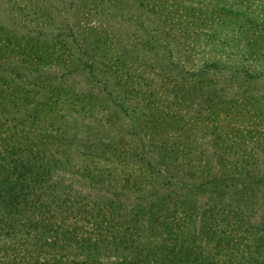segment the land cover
<instances>
[{"label":"rangeland","instance_id":"obj_1","mask_svg":"<svg viewBox=\"0 0 264 264\" xmlns=\"http://www.w3.org/2000/svg\"><path fill=\"white\" fill-rule=\"evenodd\" d=\"M0 28L1 132L58 160L24 206L0 205V264H264V236L238 243L264 225V0H0ZM241 158L260 182L193 187L231 180ZM101 203L112 223L91 254L76 238ZM166 218L171 233L236 235L153 256Z\"/></svg>","mask_w":264,"mask_h":264},{"label":"trees","instance_id":"obj_2","mask_svg":"<svg viewBox=\"0 0 264 264\" xmlns=\"http://www.w3.org/2000/svg\"><path fill=\"white\" fill-rule=\"evenodd\" d=\"M259 35L264 36V33H259ZM258 36H256L254 38V36L251 34L250 39H252V40L256 39L257 40ZM10 38H11V36H9V34H5L3 29L0 28V68L3 67V65H6L4 63H1L2 62L1 58H2V55L4 53H6V51H8V48H9L8 45L10 42ZM207 66H208V64L206 65V67ZM210 66L213 67L214 69H216V68L221 69L222 67H226L225 65L219 64L218 62H212V63H210ZM203 73H204V70H198L195 73V75L201 76ZM244 74L247 76H250V77H256V74H251L249 71L244 72ZM3 81H4L3 77L0 76V105L6 104V102L8 101V99H6V97H9V96H5V94L3 93L5 91V89H4L5 82H3ZM12 90H14V89L12 88ZM208 91L209 92H207V94L204 98L205 100L212 99V96L215 95L214 91H216V90L213 89V91H212V89H210ZM201 94H202V92H201ZM9 95H11L13 98H16V95H18V87L13 91L12 94H9ZM0 120H1V116H0ZM6 128L7 127H5V129ZM1 130H2V123L0 121V205H4L5 204L4 202L8 201V202L13 203V205H19V204L21 205L22 204V206H24V202L29 201L27 199V194L29 195L30 193H33L38 188L36 186H39V188H41L42 184L39 183L40 180L37 176H40V178L42 180L46 181L48 179L46 177L48 174V172H46V170H48V171L52 170V168L55 167V164H57L58 160L52 161V163H53L52 165L50 163V160H46L45 162L44 161L37 162L38 158L32 154V147H30L28 145V142H25L24 144H20V143L18 144L17 142H10L7 140L8 137L5 136L4 130L2 132H1ZM27 139L30 140V138H27ZM30 144H31V142H30ZM185 147H186L185 145L181 146V148H185ZM241 162H242V164L240 162H237V161L233 163L232 167H233V170H235V174L231 176L232 177L231 180H229V177L224 176V172H221L222 174H215L214 173V174H212L211 177H208L207 179H203V180H200L198 182L194 181L193 187L198 189V190H205L209 185H214V186H217L220 184L232 185V184H236L238 182V180H248L249 181L250 179H253V180L256 179V181H258V182H260L262 180V176L257 178V176H253L252 174L250 175V173H249V175L247 173L249 178H246L247 176L244 177L242 175V172H248L249 171L248 169H247V171L245 170L246 166L249 165V162L245 159H242V158H241ZM226 163H228V162L223 163V165L227 166ZM224 168L225 167H222L221 170L224 171ZM210 169L211 168H209V167L207 168V170H210ZM149 170L151 171V173L155 172V168L151 163H150ZM166 177H167L166 181L170 182V180H172L173 177H175V175H173V173H169V174H167ZM242 191L243 190L241 189V192ZM1 197H2V199H1ZM110 202H112V201H110ZM105 203H108V202L105 201L104 204ZM5 206H7V205H5ZM37 206H39V208H37V210H36V211H38L37 214L41 215V217L45 218L47 210L42 209L41 206L47 207L48 205L42 201ZM101 206H103L102 203L97 206L98 209L95 210V212L89 211V213H88L89 215L94 217L95 225H96L95 230H93V232L90 231L89 234L87 233V235L76 238L77 239L76 241H78L80 244H82V246L86 247V249L88 251H90L91 254L93 253L92 251L96 250L99 242L106 240V238H105L106 236L103 235V231L100 230V233H99V228H103V227L107 228V226L111 225V223H112L110 220L111 218L108 219L106 217V215L104 214V212H102V210L100 209ZM45 211H46V213H45ZM234 214L236 216H232L233 218H236V219L239 218L241 220L242 225L246 224L245 218H248L246 214L242 213L241 210L240 211L235 210ZM92 217H91V219H92ZM227 220H228V222H231L230 218H227ZM166 221H168V218L164 219V221H163V223H164L163 230L164 231L160 232V233H163L162 239H165V240L160 242L161 244L159 245V247L152 248V255L153 256H155V254L158 255L157 252H159L160 249H164L166 252H171L170 254H174V255L177 254V256L179 254L177 252L181 251L182 248L183 249L185 248V250H187L189 252V249L193 250L194 242H196V241L200 240V238H204V237L207 239L206 242L207 241L212 242L213 240H217L216 245H218V247H221L222 245H224L223 247H228V241L233 240V236L236 235V233H233V231L231 232V230H230V232H226L224 229H223V231H221L220 234L217 232V230H214V231L202 230L200 234H197L196 231H195V233L191 232V230H187L186 232H184L183 229L182 230L180 229L181 231L180 230L179 231L174 230L175 232L173 231L172 232L173 234H172L171 230H170V226L172 224H170V226H169L167 224L168 222H166ZM259 226L260 225L246 226L245 229H246V231H248L252 235V239L250 241H248L249 238L246 239V237L242 236V237H240L241 238L240 241H238V243H240L241 246L242 245L245 246V248L248 251H249V248H251L254 241H256V240L258 241L260 239V237L264 236V229H263L264 225H261V226H263V228L261 226L260 227ZM45 227L48 230L49 226H45ZM109 228H107V229L109 230ZM75 232H77V231L74 230V233ZM94 232L96 233V237H98L95 240H94V238H92L94 236H91V234L93 235ZM74 233L69 231V235H70L69 237H73ZM168 234H172V236L170 237V236H168ZM114 236L115 235L112 236L113 242L116 240ZM123 241L124 240H122V242ZM55 243H56V240L52 241V244H55ZM139 253H141V251ZM260 253H262L261 255L264 254L262 250H260ZM190 259H191L190 256H189V258L186 256V259L184 260L185 263H188L190 261ZM130 262H132V261H130ZM134 263H136V261H134ZM148 263H150V262H148ZM43 264H48V263L43 262Z\"/></svg>","mask_w":264,"mask_h":264}]
</instances>
